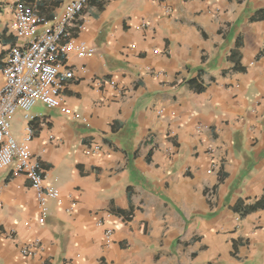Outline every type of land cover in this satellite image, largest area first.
<instances>
[{
  "label": "crops",
  "instance_id": "0c3cea01",
  "mask_svg": "<svg viewBox=\"0 0 264 264\" xmlns=\"http://www.w3.org/2000/svg\"><path fill=\"white\" fill-rule=\"evenodd\" d=\"M72 1L0 0V68L19 3ZM69 32L95 49L65 60L82 118L38 102L11 121L60 198L42 224L0 170V264H264V0H92Z\"/></svg>",
  "mask_w": 264,
  "mask_h": 264
},
{
  "label": "built area",
  "instance_id": "2783aa9c",
  "mask_svg": "<svg viewBox=\"0 0 264 264\" xmlns=\"http://www.w3.org/2000/svg\"><path fill=\"white\" fill-rule=\"evenodd\" d=\"M92 0H73L62 14L47 18L32 5L19 3L15 11V32L24 43L14 45L5 65L0 68V170L12 175H25L36 191L40 205V223L48 212V200L59 199L60 191L47 185L40 159L34 156L30 142L33 129L28 128L25 140L19 141L11 131V121L18 111L31 119L30 110L41 102L49 108H59L71 119L82 116L63 103V90L74 71L65 60L70 53L93 57L95 49L86 42L71 38L69 27L78 24L80 14ZM112 84H114L112 82ZM101 225V223H99ZM108 241L112 229H106ZM38 243L22 248L24 255L36 254Z\"/></svg>",
  "mask_w": 264,
  "mask_h": 264
},
{
  "label": "trees",
  "instance_id": "16d2710c",
  "mask_svg": "<svg viewBox=\"0 0 264 264\" xmlns=\"http://www.w3.org/2000/svg\"><path fill=\"white\" fill-rule=\"evenodd\" d=\"M198 90H201V88H197ZM262 205H264V204H262Z\"/></svg>",
  "mask_w": 264,
  "mask_h": 264
}]
</instances>
